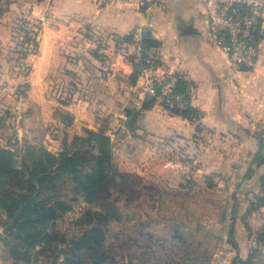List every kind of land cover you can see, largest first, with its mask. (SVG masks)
<instances>
[{
  "label": "crops",
  "instance_id": "0c3cea01",
  "mask_svg": "<svg viewBox=\"0 0 264 264\" xmlns=\"http://www.w3.org/2000/svg\"><path fill=\"white\" fill-rule=\"evenodd\" d=\"M0 9V126L12 122L18 141L62 151L85 129L105 127L113 137L125 132L121 128L131 111L138 110L132 129L126 130L154 151V161L157 144L170 142L174 158L164 167L188 165L190 158H197L200 170L222 164L223 192L233 189L240 212H245L247 198L261 192L264 39L257 67L235 73L209 40L208 16L199 0H166L163 7L146 12L125 0H4ZM23 20L27 29L39 31V48L23 60L30 73L20 77L10 73L8 60L22 41L15 36ZM138 26H146L151 39L160 43L147 51L160 63L159 73L192 83L198 119L175 115L159 103L140 111L144 81L130 80L136 67L127 41ZM26 85L25 95H18ZM68 97L71 103L62 105L61 99ZM60 109L73 115L72 124L58 117ZM239 229L241 248L249 246L243 237L246 228L239 224Z\"/></svg>",
  "mask_w": 264,
  "mask_h": 264
},
{
  "label": "rangeland",
  "instance_id": "374dc122",
  "mask_svg": "<svg viewBox=\"0 0 264 264\" xmlns=\"http://www.w3.org/2000/svg\"><path fill=\"white\" fill-rule=\"evenodd\" d=\"M8 62L10 73L17 74L20 69L18 64L14 59ZM19 76H25V73H19ZM26 91V87L22 86L18 95H25ZM7 121L0 126V145L22 150L25 143L30 142L46 147L41 142L18 141L13 123ZM121 129L125 132L112 136L115 162L122 172L140 178L130 179L136 190L133 194L115 195L122 220L111 222L105 229L101 263L232 264L238 254L246 258L264 228V209L253 210L249 215L243 237H248L250 244L238 253L231 242L235 201L230 193L233 189L227 194L223 192L222 164L219 168L200 170L197 158H190L193 162L188 165L164 167L162 165L168 158H174L175 149L170 142L158 146L150 143L158 148L156 154L159 157L154 161L153 150L149 151L139 137L129 134L125 126ZM177 157L179 160L186 159L180 155ZM71 206L51 227L54 235L52 247L35 255L28 264H71L68 258L74 256L83 264H95L90 259L92 253L82 251L73 255L69 252L72 241L80 239L90 229L85 213L95 207L87 205L81 198L74 199ZM243 213L239 210V215ZM4 220L0 217V221ZM2 225L0 236L5 233ZM253 263L264 264V247L255 253ZM0 264H14L1 241Z\"/></svg>",
  "mask_w": 264,
  "mask_h": 264
},
{
  "label": "trees",
  "instance_id": "16d2710c",
  "mask_svg": "<svg viewBox=\"0 0 264 264\" xmlns=\"http://www.w3.org/2000/svg\"><path fill=\"white\" fill-rule=\"evenodd\" d=\"M25 22L23 20L18 36H15L22 38V41L17 43L15 57L11 58L20 67L18 75L30 73V68L23 60L29 54L37 53L39 48V31L27 29ZM132 38L131 34L127 41L131 42ZM158 45L160 43L151 39V34L147 36L144 40V57L150 58L147 51ZM130 59L136 67L135 57L131 56ZM174 75L177 77L174 92L184 93L191 100L192 83L183 76ZM139 78L140 72L135 68L130 80L135 84ZM25 87L28 89L27 85ZM64 99H61L62 105L71 103L69 97L68 100ZM156 103L155 99L146 97L140 111L149 110ZM133 112L135 111H131ZM172 113L194 121L198 111L190 106L184 110L175 108ZM57 115L66 125L74 121L73 115L64 109L58 110ZM252 173L253 170H250V176ZM131 178L140 177L122 172L118 168L114 158L113 138L105 127L98 131L85 129L83 135L75 136L58 153L30 142H26L22 150L0 145V217L5 218L3 222L0 221L5 228L0 241L14 264L30 263L35 255L52 247V225L72 208L71 202L74 199L81 198L84 203L95 209L86 211L85 217L88 218L90 229L80 239L72 241L69 252L74 253L73 255L82 251L92 253L90 259L95 264H102L104 255L101 250L106 240L105 229L111 222L122 220L115 195L124 196L136 191L130 182ZM260 183L261 192L255 194L253 199L247 198L249 207L241 218L238 210L239 200L234 198L231 242L238 253L242 247L241 242L235 239L240 230L239 224L245 228L252 211L264 209V175ZM253 246L246 258L239 257L238 254L232 264H254L255 253L264 247V228L254 240ZM69 260L71 264H83L81 260L76 261L75 256L68 258Z\"/></svg>",
  "mask_w": 264,
  "mask_h": 264
},
{
  "label": "built area",
  "instance_id": "2783aa9c",
  "mask_svg": "<svg viewBox=\"0 0 264 264\" xmlns=\"http://www.w3.org/2000/svg\"><path fill=\"white\" fill-rule=\"evenodd\" d=\"M4 1V0H0ZM142 11L163 7L166 0H125ZM208 16L209 40L229 60L232 71L250 72L260 59V48L264 39V0H199ZM150 35L146 26H138L132 33L134 64L144 83V99H155L169 112L175 108L184 110L192 106L184 93H175L177 77L159 73L160 63L145 58L144 40ZM19 69V68H18ZM199 114L195 115L198 119Z\"/></svg>",
  "mask_w": 264,
  "mask_h": 264
},
{
  "label": "water",
  "instance_id": "95a60500",
  "mask_svg": "<svg viewBox=\"0 0 264 264\" xmlns=\"http://www.w3.org/2000/svg\"><path fill=\"white\" fill-rule=\"evenodd\" d=\"M138 114V110H136L135 112L131 113L125 123V127L128 128L129 130L132 129L133 124H134V120L136 115Z\"/></svg>",
  "mask_w": 264,
  "mask_h": 264
}]
</instances>
